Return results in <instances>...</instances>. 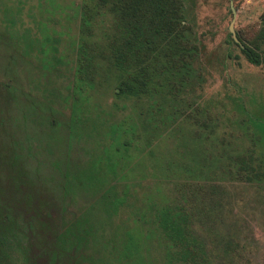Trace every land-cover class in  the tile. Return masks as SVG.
<instances>
[{"label":"rangeland","instance_id":"374dc122","mask_svg":"<svg viewBox=\"0 0 264 264\" xmlns=\"http://www.w3.org/2000/svg\"><path fill=\"white\" fill-rule=\"evenodd\" d=\"M80 2L0 0V264H136L122 242L149 228L142 264H185L166 260L149 205L187 214L211 264H264V177L235 166L236 154L264 152V43L253 64L232 40L255 37L264 0H178L187 53L173 73L154 62L152 96L118 95L101 56L77 87ZM109 23L84 30L94 47ZM118 124L158 128L126 159L112 152L104 179Z\"/></svg>","mask_w":264,"mask_h":264},{"label":"trees","instance_id":"16d2710c","mask_svg":"<svg viewBox=\"0 0 264 264\" xmlns=\"http://www.w3.org/2000/svg\"><path fill=\"white\" fill-rule=\"evenodd\" d=\"M177 4L178 0H81L79 7L81 34L76 42L77 87L90 82L94 70V58L101 56L119 74L116 83L118 95L137 96L152 93L155 95L159 80L157 81L153 75L154 62L161 60L165 61V64H171L168 69L173 73L180 70L172 69V66L178 58L182 59L187 53L178 37L181 20L178 16ZM103 14L110 17L111 31L105 37L104 45L94 47L89 37L92 33L85 35L84 30L91 28L97 22V18ZM261 22L262 25L255 37L246 38L237 35L236 38H232L246 59L253 64L262 61L260 48L264 43V10L261 13ZM181 67H186V63L181 62ZM144 118L148 124L149 116L145 114ZM118 126L123 138L117 140L118 144L113 146L114 149H110V145L106 152L104 179L109 172L115 171L116 162L110 158L112 152L121 150L122 158L126 159L130 147L136 146L137 149L142 140L143 145L147 146L156 133L154 129L158 128L154 125L145 127L144 124L143 137L134 135L136 131L134 124L128 128L119 124ZM235 166L237 173L246 178L264 177V152L259 155H255L253 151L236 154ZM89 176L98 178L93 171L89 172ZM116 201L117 198H114L113 204ZM149 208L150 212L149 209L147 214L143 212L144 220L154 224L163 233L167 261L211 264V253L208 252L203 241L191 231L187 214L180 208L168 205H149ZM151 231L152 229L149 228L144 234H138L136 231L126 233L121 252L127 260H132L136 264L143 263L142 248L148 240L147 234Z\"/></svg>","mask_w":264,"mask_h":264},{"label":"water","instance_id":"95a60500","mask_svg":"<svg viewBox=\"0 0 264 264\" xmlns=\"http://www.w3.org/2000/svg\"><path fill=\"white\" fill-rule=\"evenodd\" d=\"M234 38H235V35L233 34Z\"/></svg>","mask_w":264,"mask_h":264}]
</instances>
